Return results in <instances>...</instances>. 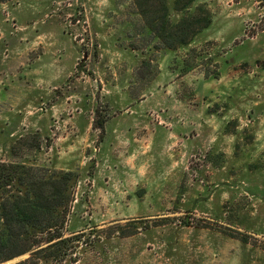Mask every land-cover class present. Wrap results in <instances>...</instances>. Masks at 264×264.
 <instances>
[{
    "label": "rangeland",
    "instance_id": "obj_1",
    "mask_svg": "<svg viewBox=\"0 0 264 264\" xmlns=\"http://www.w3.org/2000/svg\"><path fill=\"white\" fill-rule=\"evenodd\" d=\"M175 1L212 21L170 48L136 0H0V161L75 174L63 264H264V0Z\"/></svg>",
    "mask_w": 264,
    "mask_h": 264
},
{
    "label": "trees",
    "instance_id": "obj_2",
    "mask_svg": "<svg viewBox=\"0 0 264 264\" xmlns=\"http://www.w3.org/2000/svg\"><path fill=\"white\" fill-rule=\"evenodd\" d=\"M176 0L189 9L195 0ZM154 34L170 48L186 45L212 21L199 5L179 21L169 17L166 0H136ZM104 127L102 120L97 122ZM0 161V263L28 253L14 264H63L81 243L78 234L66 236L65 224L73 201L72 171H51Z\"/></svg>",
    "mask_w": 264,
    "mask_h": 264
},
{
    "label": "water",
    "instance_id": "obj_3",
    "mask_svg": "<svg viewBox=\"0 0 264 264\" xmlns=\"http://www.w3.org/2000/svg\"><path fill=\"white\" fill-rule=\"evenodd\" d=\"M24 257H26V256H21V257L17 258V259H16V260H14V261H11V262H6V263H0V264H11V263H15V262H17V261H19V260L23 259Z\"/></svg>",
    "mask_w": 264,
    "mask_h": 264
}]
</instances>
